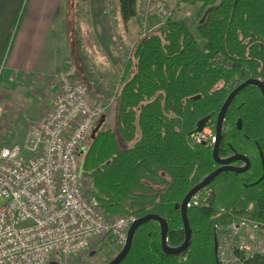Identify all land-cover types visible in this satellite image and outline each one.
<instances>
[{
    "label": "trees",
    "instance_id": "16d2710c",
    "mask_svg": "<svg viewBox=\"0 0 264 264\" xmlns=\"http://www.w3.org/2000/svg\"><path fill=\"white\" fill-rule=\"evenodd\" d=\"M138 1L118 0L123 21L136 16ZM181 2L199 6L194 29L185 20L170 19L140 38L123 68L114 129H102L104 121L88 138L81 162V174L91 179L90 195L106 214L160 215L168 222L170 247L184 240L177 205L218 165L212 145L191 141L197 121L208 115L214 125L231 90L249 78L264 80V0ZM259 149L264 159V97L248 85L226 111L218 152L244 154L250 168L220 173L207 186L213 192L208 206L188 208L192 237L185 251L166 254L158 223L149 221L136 230L119 264H217L213 216L218 210L264 224Z\"/></svg>",
    "mask_w": 264,
    "mask_h": 264
},
{
    "label": "built area",
    "instance_id": "2783aa9c",
    "mask_svg": "<svg viewBox=\"0 0 264 264\" xmlns=\"http://www.w3.org/2000/svg\"><path fill=\"white\" fill-rule=\"evenodd\" d=\"M103 1L101 14L110 28L109 38L125 65L135 45L120 35L117 6ZM169 1H138L135 17L141 38L156 27L150 26L151 13L158 16L159 24L174 18L176 9ZM75 2L77 13L87 8L89 0ZM191 14L184 12L182 19ZM104 110L71 70L62 72L48 108L29 126L25 148L32 156L23 158L17 143L0 147V264H61L100 243L114 256L124 247L137 217L106 214L83 190V145ZM209 125L191 135L192 143L213 145L215 128ZM211 197L206 186L190 198L187 208L208 206ZM213 231L217 264H264L263 223L220 209L213 216Z\"/></svg>",
    "mask_w": 264,
    "mask_h": 264
},
{
    "label": "crops",
    "instance_id": "0c3cea01",
    "mask_svg": "<svg viewBox=\"0 0 264 264\" xmlns=\"http://www.w3.org/2000/svg\"><path fill=\"white\" fill-rule=\"evenodd\" d=\"M74 6L75 0H0V112L9 116L5 120L8 122L16 118L17 111L34 113L26 124L27 132L29 123L33 124L48 108L62 72L71 70L85 83L95 102L105 106L109 97L116 99L117 95L110 96L107 87L119 86L124 65L111 48L107 30L79 31L82 43L77 50L82 64L75 65L78 59L73 58L74 37L70 30ZM92 25L97 29V23ZM121 31L126 43L136 36L132 30ZM114 107L115 104L113 113ZM106 109L107 106L103 113L105 124L111 111Z\"/></svg>",
    "mask_w": 264,
    "mask_h": 264
},
{
    "label": "rangeland",
    "instance_id": "374dc122",
    "mask_svg": "<svg viewBox=\"0 0 264 264\" xmlns=\"http://www.w3.org/2000/svg\"><path fill=\"white\" fill-rule=\"evenodd\" d=\"M68 2L70 0H67ZM111 1L115 7L118 6V0H109ZM103 0H89L88 6L85 10H81L76 13V2H75V14H74V23H73V28H71L70 30H73V37H74V53L75 55L73 56L75 65L79 66L82 64V58H78V52L79 50H77L79 47H81V43H82V39L79 37V31L80 30H110V28H108L107 26V22L105 20V18L103 17V15L101 14V9L103 6ZM170 4H172L171 6L175 7L176 9V13L174 15L173 19H182L184 12L186 11H191V16L189 17V19H182L185 20L187 22V24L189 25V27L191 29H194V25L196 24L197 21V15H198V5H191V4H187L184 2H170ZM59 11H60V7H59ZM68 13H70V11H68ZM183 13V14H182ZM152 17H156V19L152 20V22L150 23V26H156L153 27V30H160L163 25L166 24V22L164 23L163 21L159 24L160 20L158 19V16L154 15V13L150 14V19ZM70 20V19H69ZM73 20V19H72ZM70 20V21H72ZM84 22L85 25H82V23ZM97 23L98 27L97 29L93 27L92 24ZM149 26V27H150ZM119 32L122 33L121 30H132V33L134 34L135 38H130V42H128L129 44H133L134 45L140 40V35H141V28H140V21L138 17L132 18V20H130L128 23H124L123 20L120 17V13H119ZM150 31V32H151ZM138 32V33H137ZM109 39V37H108ZM112 43V42H111ZM103 45V44H102ZM101 46V44H100ZM111 48L115 51L114 49V45L111 44ZM77 47V48H76ZM103 47V46H102ZM76 48V49H75ZM104 48V47H103ZM83 54V53H82ZM81 54V55H82ZM117 56L119 57V55L117 54ZM124 65V64H123ZM120 90V83L119 86H117L116 88H112L107 87V91L110 92V96L113 95H117L118 92ZM91 98V97H90ZM117 98V96H116ZM91 100L93 102H95L92 98ZM116 99L113 100L112 97H109V99L106 101L105 103V108L107 106L112 111L113 105L116 104L115 103ZM97 103V102H96ZM102 104V103H101ZM47 107V106H46ZM115 108V107H114ZM109 112L107 117L108 120L106 122V124L103 125L102 129H114V124H115V115L112 112ZM112 113V114H111ZM34 115V113H31L30 111H26V110H20L17 111V116L14 120H10L5 121L7 118L6 114H1L0 112V147L4 146V145H11L14 143H17L20 145L21 149H22V157L26 158L28 156H32L33 153H30L26 148H25V139H26V133H27V123L29 121L30 118H32V116ZM31 123V122H30ZM30 123L28 125V128L30 126ZM210 127L214 125H209ZM88 138L85 142V144L83 145V150H82V155H81V160H82V156L85 152V148H86V143L88 142ZM82 162V161H81ZM84 186H83V190L84 192L88 195L91 191V179L89 177H86V180L84 182ZM212 196H213V192H212ZM127 204V202L125 203ZM149 207V206H147ZM219 211V210H218ZM242 216H245L244 214H242ZM92 253V254H91ZM114 255H112V253H110L107 249H105V246L103 243H100V246L97 245L94 249L90 250V251H86L80 255L77 256H73V257H69L65 262H62L61 264H104L105 262L109 261L111 258H113Z\"/></svg>",
    "mask_w": 264,
    "mask_h": 264
},
{
    "label": "water",
    "instance_id": "95a60500",
    "mask_svg": "<svg viewBox=\"0 0 264 264\" xmlns=\"http://www.w3.org/2000/svg\"><path fill=\"white\" fill-rule=\"evenodd\" d=\"M248 85H255L259 88L262 96L264 97V80H260V79H255V78H249L244 80L243 82H241L240 84H238L233 90H231V92L227 95L226 99L224 100L218 114L216 117V121H215V141L213 143V147H212V156L214 161L217 164H220L219 167H217L216 169H214L212 172H210L208 175H206L205 177L202 178V180L200 182H198L196 185H194L184 196V198L182 199L181 203L177 205V207L180 210V215H181V220H182V227H183V231H184V240L183 242L177 246V247H170L167 244V233H168V222L166 219H164L163 217H161L158 214L155 213H148L145 214L141 217L136 218L131 224L130 227L128 229V233H127V240L126 243L124 245V247L113 257L111 258L109 261L105 262L104 264H119L124 257L127 255L129 249L131 248L132 245V241H133V237L134 234L136 232V230L144 223L149 222V221H155L158 223L159 227H160V244L162 247V250L166 253V254H179L183 251H185L191 242V237H192V230L188 221V217H187V203L189 202L190 198L198 191L202 190L203 188H205L206 186H208L211 181L220 173L226 172V171H230V172H234V173H242L247 171L250 168L251 162L248 156L238 153L236 151H233V154L225 157V158H221L219 156V141L221 139L222 136V126H223V121L225 118V114L226 111L231 103V101L233 100V98L236 96V94L238 92H240L243 88H245ZM105 121V115H101L96 123V125L94 126V128L91 131L90 137H94L96 132L100 129V127L102 126V124ZM210 121V116H205L203 118H201L200 120L197 121L196 123V127H195V132L197 131H201L203 127H205ZM238 128H240V121H238ZM259 155L261 158V164H262V170L264 173V159H263V155L261 150L259 149ZM235 161H242L244 162L243 166H234L231 163L235 162ZM216 248H217V241H216V237H214V246H213V252L214 255H216ZM92 254V253H91ZM48 264H59L56 261H50Z\"/></svg>",
    "mask_w": 264,
    "mask_h": 264
},
{
    "label": "flooded vegetation",
    "instance_id": "af4514ba",
    "mask_svg": "<svg viewBox=\"0 0 264 264\" xmlns=\"http://www.w3.org/2000/svg\"><path fill=\"white\" fill-rule=\"evenodd\" d=\"M209 124V123H208ZM214 128H215V124H214ZM213 146V145H212ZM233 154V152L231 153V154H229V155H227V156H223V157H221V158H225V157H228V156H230V155H232ZM232 165H234V166H243L244 165V162H242V161H235V162H233V163H231ZM220 166V164H218L217 165V167H219ZM251 166V165H250Z\"/></svg>",
    "mask_w": 264,
    "mask_h": 264
}]
</instances>
